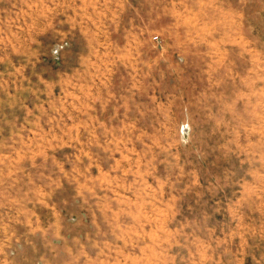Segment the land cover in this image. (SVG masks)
Instances as JSON below:
<instances>
[{"label":"rangeland","instance_id":"obj_1","mask_svg":"<svg viewBox=\"0 0 264 264\" xmlns=\"http://www.w3.org/2000/svg\"><path fill=\"white\" fill-rule=\"evenodd\" d=\"M0 264H264V0H0Z\"/></svg>","mask_w":264,"mask_h":264},{"label":"built area","instance_id":"obj_2","mask_svg":"<svg viewBox=\"0 0 264 264\" xmlns=\"http://www.w3.org/2000/svg\"><path fill=\"white\" fill-rule=\"evenodd\" d=\"M157 37H158V36H154L153 38H154V39H157Z\"/></svg>","mask_w":264,"mask_h":264}]
</instances>
